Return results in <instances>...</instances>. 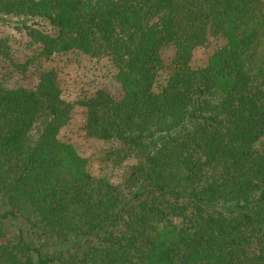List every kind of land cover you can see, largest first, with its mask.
I'll return each instance as SVG.
<instances>
[{"label":"trees","instance_id":"obj_1","mask_svg":"<svg viewBox=\"0 0 264 264\" xmlns=\"http://www.w3.org/2000/svg\"><path fill=\"white\" fill-rule=\"evenodd\" d=\"M0 30V264H264L262 0H0ZM72 55L120 98L65 99Z\"/></svg>","mask_w":264,"mask_h":264},{"label":"rangeland","instance_id":"obj_2","mask_svg":"<svg viewBox=\"0 0 264 264\" xmlns=\"http://www.w3.org/2000/svg\"><path fill=\"white\" fill-rule=\"evenodd\" d=\"M264 3V0H262ZM4 33L11 44L16 45L17 42H23V36L11 32L9 30H0ZM206 44L204 47L197 48L192 57L194 66L200 65L203 58L215 46L219 44L210 36L209 32L206 36ZM46 67H57L59 70V83L62 89L63 97L67 100H73L75 93L79 89H102L108 92L114 99H119L121 91L118 84L113 80V72L105 61H95L82 55H72L69 60L55 61L47 63ZM28 83L33 84V79L28 80ZM85 118L84 108L75 106L69 116L66 125L60 130L58 139L72 143L78 153L84 157H92L99 152V149L104 147V144L99 141L87 139L81 131ZM90 172H96V166H89Z\"/></svg>","mask_w":264,"mask_h":264}]
</instances>
